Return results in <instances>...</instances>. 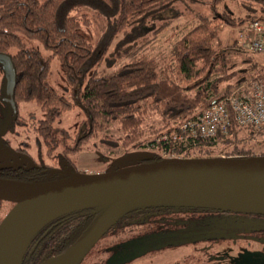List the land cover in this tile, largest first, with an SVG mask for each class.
<instances>
[{
	"label": "trees",
	"instance_id": "1",
	"mask_svg": "<svg viewBox=\"0 0 264 264\" xmlns=\"http://www.w3.org/2000/svg\"><path fill=\"white\" fill-rule=\"evenodd\" d=\"M251 1L263 6L258 9L245 6L246 15L235 17L225 9H219L223 0H0V54L10 58L15 72V105L35 104L42 115L39 119L44 120L40 122L41 128L34 133L49 137L51 122L75 108L83 115L78 125L84 126L85 136L77 140L75 134L72 142H68L63 133H57L56 170L43 172L40 175L43 179L40 177L41 181H35L55 180L60 170H70L68 178L79 175V166L73 157L86 145L97 156L99 148H95L90 139L106 128L111 130L109 135L97 136L98 143L105 148L97 156L101 159H108L107 156H113L116 151L153 142L228 95L230 84L227 81L236 74L228 60L234 52L235 42L222 46L220 35L222 27L264 21V0ZM175 3L207 7L211 16L196 14L193 20L176 30L169 45V63L159 66L145 54L132 55L116 68H112L109 60L105 63L107 70L98 72L114 37L118 38L114 55H127L125 51L121 52L123 47L142 39L149 31L154 32V26H148L147 22H157ZM89 14L105 23V31L95 46L81 32L90 26ZM163 27H157L158 31ZM53 61L58 64L65 83L61 93L47 82ZM260 78L258 76L256 80ZM222 82H226V91L220 95ZM260 136H264V125L258 129L240 128L231 120L226 136L211 140L195 138L194 142L188 140L184 145L162 142L157 145L156 153H141L149 155L150 162L161 160L162 153L175 154L186 160L218 158L213 156L220 153L225 154L223 158L264 157L253 156L250 147L251 141ZM128 156L114 159L104 173L133 165L126 164L131 160L117 164L119 159ZM102 212L89 209L48 221L28 240L21 264H39L63 253L89 232ZM236 216L262 218L148 205L129 211L101 239L111 237L108 243H112L113 240L143 236L146 239L141 244H156L159 249L181 243L195 245L192 239L200 237L205 241L213 233H190L185 237L182 233L238 229L237 221L233 220ZM181 239L185 241L180 242ZM97 253L100 258L101 251Z\"/></svg>",
	"mask_w": 264,
	"mask_h": 264
},
{
	"label": "water",
	"instance_id": "2",
	"mask_svg": "<svg viewBox=\"0 0 264 264\" xmlns=\"http://www.w3.org/2000/svg\"><path fill=\"white\" fill-rule=\"evenodd\" d=\"M5 123L15 118V72L0 54ZM128 167L102 174L24 185L0 181V200L12 204L0 221V264H21L30 237L48 221L89 209L102 214L89 232L63 253L39 264H79L129 211L148 205L264 217V157L161 159L131 154Z\"/></svg>",
	"mask_w": 264,
	"mask_h": 264
},
{
	"label": "rangeland",
	"instance_id": "3",
	"mask_svg": "<svg viewBox=\"0 0 264 264\" xmlns=\"http://www.w3.org/2000/svg\"><path fill=\"white\" fill-rule=\"evenodd\" d=\"M250 9H258L263 4H258L257 2H253L251 0H223L219 9H225L231 15L235 17H244L246 15L245 8ZM196 14H202L206 16H211V12L207 7H202L198 5L187 7L185 5L175 3L171 7L170 11L166 12L162 16L157 19V22L148 21V26H154V32L149 31L142 39H138L135 43L124 46L122 51H125L127 55H122L121 57H116L114 55V46L117 42L118 38L114 37L109 46L107 47L106 52L103 55V60L101 61L98 72H105L107 69L105 67V63L109 60L112 63V68L118 67L120 64L125 63L129 60L132 55H140L145 54L154 61L158 63L159 66H163L164 64L169 63L168 59V50L170 42L173 40L175 36L176 30L180 28L185 22L191 21L195 18ZM90 26L88 28H83L81 31L91 45L95 46V44L100 40L101 35L105 31V23L100 18L89 14ZM246 24V23H245ZM244 25H239L235 27H222V32L220 35V39L222 42V46L227 45L228 43H234V52H232L228 56L229 64L231 66V70L236 72L234 77L227 81L229 86V93L235 92L237 89L246 87L249 80L253 79V76L257 75L258 70H256V63H264V56L261 55H251L247 51L242 50L237 47L236 42L239 34L244 32ZM164 25V29H159V26ZM34 45V43H31ZM250 57V60L248 59ZM246 59V61H245ZM51 73L49 78L47 79L48 84L57 92L61 93L62 89L65 85L62 73L58 68V64L53 61L51 64ZM2 73L0 72V96L2 95ZM226 82H222L219 85V94L223 95L226 91ZM18 109L20 111V116L26 118L27 114H31L36 118H40L42 115L39 112L37 106L35 104H18ZM5 106L0 101V119L4 116ZM82 113L78 109L70 110L64 113L62 116L56 119V123L53 126L56 128H61L69 138H72L76 133V126L82 120ZM111 130L106 128L101 132L95 133L97 136H101L102 134L109 135ZM30 139L35 138L34 135L28 134ZM97 136L93 135V138L90 139V142H93L95 148H99V153H102L105 148L98 143ZM32 141V140H31ZM147 142H144L143 147H132L127 148L126 150L116 151L113 156H107L108 159H101L100 156L97 157L94 152L89 150L88 145L85 146L83 151H81L74 158L73 161H76V165L78 167L79 175H92V174H102L105 171L110 169V164L114 159L122 158L123 155L127 154H137L141 152H145V146ZM250 147L252 149V155H264V136L255 137L254 140L251 141ZM135 148V149H134ZM160 156L164 157L162 154ZM165 157H178L175 154H165ZM213 157H225L224 153H220L217 156ZM72 160V159H71ZM126 164H134L131 162H127ZM120 165V164H119ZM264 225L262 219H247L246 217H241L238 219L235 224L238 229H256ZM233 228V227H232ZM109 236V235H107ZM235 236H230L228 239L233 240ZM146 239L143 236H132L128 240L118 241L113 240L112 243H108L111 240V237L100 239L94 246V249L88 253L83 259L81 264H85L86 262H94L95 264H141L139 262H147V253L141 242ZM258 239L257 236L252 235L246 237V241L254 242ZM257 243V242H256ZM110 245V246H108ZM264 244H259L257 247L259 249H253L255 253H259L260 249L264 248ZM106 252L98 258V251ZM238 250L234 246H225L221 244L217 247L212 248L211 257L214 256L217 258L216 264H240V262H246V260H252L248 256V258H242L240 253H237ZM199 249L196 246L189 245H180V246H172L171 248L165 250L167 261H178L182 256H185L184 261L190 260L193 261L195 259H199ZM252 253V252H250ZM210 254V253H209ZM241 257V258H240ZM206 259V257H204ZM164 260V259H163ZM143 264V263H142ZM147 264V263H146Z\"/></svg>",
	"mask_w": 264,
	"mask_h": 264
},
{
	"label": "flooded vegetation",
	"instance_id": "4",
	"mask_svg": "<svg viewBox=\"0 0 264 264\" xmlns=\"http://www.w3.org/2000/svg\"><path fill=\"white\" fill-rule=\"evenodd\" d=\"M0 72L2 73V88L4 85V74L0 66ZM3 92V89H2ZM2 99V95L0 96V101ZM14 101V97H13ZM1 103H3L1 101ZM5 106V113L4 116L0 119V181L4 182H11V183H18L17 180H21L23 182H29L27 185H37V184H45L60 180L68 179V176L71 174L70 170L62 171L60 170V174L55 175L56 179L58 180H51V181H44V182H36L35 180L43 179L44 176H40L43 172L49 170L53 171L56 170L57 167V133L61 132L64 134V137L67 139L68 142H72V138H69L68 135L62 131L61 128H55L53 124L56 123V119L51 122L50 129L52 132L50 133L49 137H41V135H37L34 133L35 130L40 129L41 123L44 120H39L40 118H36L32 116L30 113L27 114L26 118L20 116V111L18 106L15 105V118H10L5 123L6 117V105ZM59 118V117H58ZM76 133L77 140L81 139L85 136L84 126L77 125L76 126ZM28 134L34 135L35 138L30 139ZM32 140V141H31ZM66 141V143H67ZM66 150H70L66 148ZM61 163V162H60ZM62 164V163H61ZM18 174H21V177H17ZM12 176L11 178H9ZM17 180H13L14 178ZM41 177V179H40ZM20 184V183H19ZM11 203L0 200V221L6 215V213L10 210ZM242 215V214H240ZM242 216L233 217V220L238 221ZM247 219H253L248 218ZM262 219L264 222V218ZM261 229H252V230H244V229H229V230H213V231H200L195 230L187 233H182V237L187 236L188 234H201L202 232L209 234L213 233V235H209L205 241H201L200 237L194 238L196 242L195 245L199 249V259H195L193 261L187 260L184 261L185 256H182L178 261H167L165 260L166 254L165 250L169 249H159V246L156 244L146 245L144 246L147 248L146 252H148L147 262H139L143 264H216L217 258L214 256L211 257L212 248L217 247L221 244L225 246H234L236 248L237 253L242 255V258H248L249 255L252 260H246V262H240V264H264V248L260 249L259 253H255L252 251L253 249H259L257 247L259 244H264V225L260 227ZM167 235V234H166ZM169 235V234H168ZM255 235L258 239L254 242L246 241V237ZM174 236V234L169 235ZM230 236H235L236 238L233 240H229ZM180 242H184L185 239L179 240ZM257 242V243H256ZM184 245L183 243L178 244L176 246ZM156 246V247H155ZM264 246V245H263ZM252 252V253H250ZM105 251L101 252V256ZM210 253V254H209ZM88 255V253H87ZM206 257V259H204ZM184 258V259H183ZM241 258V257H240ZM164 259V260H163ZM82 262V261H81ZM81 262L79 264H81ZM85 264H95L94 262H89Z\"/></svg>",
	"mask_w": 264,
	"mask_h": 264
},
{
	"label": "built area",
	"instance_id": "5",
	"mask_svg": "<svg viewBox=\"0 0 264 264\" xmlns=\"http://www.w3.org/2000/svg\"><path fill=\"white\" fill-rule=\"evenodd\" d=\"M236 45L251 55L264 56V21H252L245 24L244 32L239 34ZM257 75L249 80L246 87L237 89L214 101L209 107L180 123L176 130L158 136L147 143L146 152L156 153L157 145L164 142L186 144L195 138L216 139L226 136L230 121L236 126L258 129L264 125V63H256ZM261 76L256 80V77ZM193 144V143H192ZM162 159H180L178 157Z\"/></svg>",
	"mask_w": 264,
	"mask_h": 264
}]
</instances>
